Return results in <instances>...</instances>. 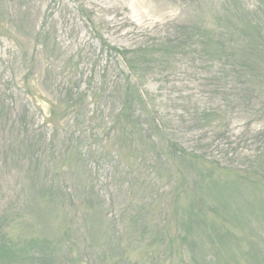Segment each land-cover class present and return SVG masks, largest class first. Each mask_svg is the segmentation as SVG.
Instances as JSON below:
<instances>
[{"label":"rangeland","instance_id":"1","mask_svg":"<svg viewBox=\"0 0 264 264\" xmlns=\"http://www.w3.org/2000/svg\"><path fill=\"white\" fill-rule=\"evenodd\" d=\"M0 264H264V0H0Z\"/></svg>","mask_w":264,"mask_h":264},{"label":"trees","instance_id":"2","mask_svg":"<svg viewBox=\"0 0 264 264\" xmlns=\"http://www.w3.org/2000/svg\"><path fill=\"white\" fill-rule=\"evenodd\" d=\"M248 12V11H246ZM250 13V12H249ZM215 110H219V108L217 107ZM132 113L129 112V110H123L121 111V113L119 114V118H118V124L116 127H119L122 131L126 132L128 131V133L130 132V129H133V121H136L137 119L134 118V115H131ZM162 126H160L161 129H165L166 128V123H162ZM130 126V127H129ZM158 146V145H157ZM166 151L165 153L169 156H176L177 158H180L182 160H185L188 157H191L192 153L191 152H187L185 149H180L182 151H180L177 147V144H167L165 147H163ZM179 152V153H178ZM193 152V151H192ZM194 153V152H193ZM196 153V152H195ZM194 153V154H195ZM180 163H178L177 165H179ZM195 163L192 162V165H194ZM225 166V165H224ZM226 166H230V164H227ZM225 166V167H226ZM219 167V166H218ZM251 168H253L255 171L257 169H255L253 166H251ZM177 195H181L180 193ZM179 206H182L181 204H179ZM183 214H181L182 216ZM5 236V234H4ZM3 236V238H4Z\"/></svg>","mask_w":264,"mask_h":264}]
</instances>
